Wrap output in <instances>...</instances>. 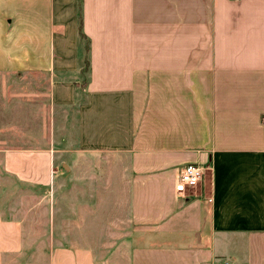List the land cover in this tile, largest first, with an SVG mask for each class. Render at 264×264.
<instances>
[{
    "label": "crops",
    "instance_id": "crops-1",
    "mask_svg": "<svg viewBox=\"0 0 264 264\" xmlns=\"http://www.w3.org/2000/svg\"><path fill=\"white\" fill-rule=\"evenodd\" d=\"M38 77L46 93L6 86ZM0 80L23 120L47 97L53 143L0 150V264H264V0H0ZM59 154L121 181L72 164L63 192ZM189 164L205 174L182 197ZM93 221L126 235L100 253Z\"/></svg>",
    "mask_w": 264,
    "mask_h": 264
},
{
    "label": "rangeland",
    "instance_id": "rangeland-1",
    "mask_svg": "<svg viewBox=\"0 0 264 264\" xmlns=\"http://www.w3.org/2000/svg\"><path fill=\"white\" fill-rule=\"evenodd\" d=\"M2 80H0L1 82ZM1 84V83H0ZM11 86L9 88V90H14L15 88L18 89V92H25L24 90H26L27 88H29L30 91H32L33 87H41L40 90H37V95L38 93H40L41 91H44L45 93L47 92V84L45 82V80L41 77H38L36 79H14L12 78L10 80V82L6 85ZM23 88V89H22ZM1 85H0V93L2 92L1 90ZM7 90V89H6ZM3 93V92H2ZM2 93L0 94V98H3V102L5 103H1L0 104V140H2L0 142V150H19V149H32L31 147H36L33 149H46L49 148L50 150L52 149V140H50V136H51V127H50V122L48 120V118H50V110H48L50 108V106L47 105V97L44 95L43 99L41 98L40 100V106H38V102L35 101V99H40V98H32L34 101H32V104H29V110H27V119H22V114H25L24 112H20V111H10V109H16L18 110V108L20 107H16L17 105L21 106V102L20 100L15 101L14 99H11L10 97H4L2 95ZM9 98L13 101H10ZM8 101H10L8 103ZM32 107V109L30 108ZM47 107V111L46 108ZM46 113L48 115V118L46 116ZM39 115L41 116V120H39ZM47 118V126L46 128H44V123L46 121ZM41 125V130H34L33 126L34 124H36L37 126H39V124ZM26 126L25 132H27V136L26 138L22 139V135L19 134V129L20 127L18 125H22ZM6 129H10L7 131H4ZM36 131V132H34ZM35 133L39 134V137L41 138L40 141L38 140H34L33 141V137L35 138ZM9 134H11V136H9ZM18 135L17 140H15V135ZM44 135H46L47 137L44 138ZM42 139H46L47 141ZM49 139V141H48ZM19 140H22L21 142ZM26 140V141H25ZM45 141V142H44ZM40 147V148H39ZM84 160V159H83ZM55 164L53 162V168L54 166L57 168V172L58 174L56 175V179H55V183H57L58 189H61V191L65 192V187H62L63 185H65L66 182H68L67 178V172L69 171V168L72 164H75L76 166H82L85 165L92 167V168H100L102 166L103 163H106V165H104L107 168V173L103 174V173H92L90 176V181L93 184H100L101 182H107V183H114V182H120L121 181V176L119 175V178L117 176V180H115V174L113 173V170L110 171L109 168L114 167V159L112 158H107V159H100L99 157H94V158H90L88 160H84L85 163H83L82 159H72V158H66V157H62L61 154H59L58 156H56L55 158ZM5 160H4V153H0V168H4L5 166ZM103 166V167H104ZM98 172V171H97ZM1 176L3 177V175L1 174ZM71 182V181H70ZM13 185V182H12ZM9 186H11L9 184ZM53 191H54V180L50 181V184L45 188V190H40V192L34 191L32 193V195H30V191L28 190L27 195H22L20 198L27 200L28 201V207L33 205V203H35L37 200H39L40 198H45L47 200H50L53 198ZM60 191V193H62ZM103 191L99 190H94L91 192L92 194V204L93 205H98V195L100 193H102L101 196H103L105 194ZM114 195V191H108L107 192V198H109L110 196ZM58 191H57V195ZM66 194H63L62 197L66 198ZM62 197L61 200L63 199ZM35 200V202H33ZM32 202V203H31ZM37 204V203H36ZM123 211H122V215L126 217V212H127V208L125 203H123ZM113 204L108 205L107 209L112 210L113 211ZM94 217H92L93 220ZM95 221V219H94ZM91 223V227H92V231H99L101 230V233H103V230L106 229V234H90L91 235V243L94 247H96L98 250L99 248L102 249L103 247V252L101 251L100 253L106 254L108 253V250H112L114 245L119 242V239L121 237V235H123L125 237L126 234H115V229L114 227H112V224H107L106 226L104 224H102L99 227V224L97 223ZM113 230V232H112Z\"/></svg>",
    "mask_w": 264,
    "mask_h": 264
},
{
    "label": "built area",
    "instance_id": "built-area-1",
    "mask_svg": "<svg viewBox=\"0 0 264 264\" xmlns=\"http://www.w3.org/2000/svg\"><path fill=\"white\" fill-rule=\"evenodd\" d=\"M264 123V115H263ZM205 169L200 164H189L184 166L177 179L176 191L178 195L186 197L189 191L200 184L203 180Z\"/></svg>",
    "mask_w": 264,
    "mask_h": 264
}]
</instances>
